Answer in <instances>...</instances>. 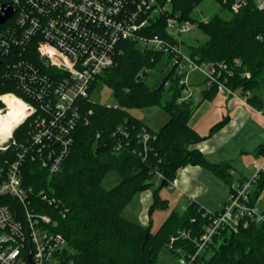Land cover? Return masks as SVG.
<instances>
[{
	"label": "trees",
	"instance_id": "1",
	"mask_svg": "<svg viewBox=\"0 0 264 264\" xmlns=\"http://www.w3.org/2000/svg\"><path fill=\"white\" fill-rule=\"evenodd\" d=\"M8 1L0 0V5ZM169 1L170 15L186 21L205 0ZM222 9L231 13L230 18L216 15L206 23H198L197 29L207 39L191 47L189 56L201 62L226 64L233 71L228 86L242 94L250 92L248 104L264 112V101L255 93L264 87V11H259L252 2L237 13L228 7ZM164 22L160 19L153 23L148 35L170 39L164 31ZM5 27L1 25L0 32ZM119 48L122 53L117 56L116 66L104 71L89 89L90 94L98 82H103L119 108L109 109L89 99L79 100L82 119L72 131L73 143L59 171L48 174L29 160L21 167L25 187L32 188L34 194L43 190L58 203L49 206L40 202L35 207L38 212L52 217L56 232L66 240L60 264H155L163 248L173 256L174 248H181L186 254L194 253V245L189 240L178 239L173 248L169 247V241L181 231L189 233L191 238L201 236L210 215L204 216L205 210L198 203L191 202L184 210L173 211L155 232L151 231V224L143 226L123 217V210L138 193L151 188L157 174L162 177L160 186L168 187L177 171L187 166L207 168L229 185L232 183L227 163L211 164L195 148L209 136L201 137L190 127L193 101L179 102L182 89L174 70L171 68L154 89L147 86L148 75L167 56L141 50L129 42H121ZM1 60L3 64L6 62ZM236 60L241 63L239 67L234 66ZM144 69L146 72L139 76ZM245 72L248 78L242 77ZM0 75V96L11 93L23 98L15 79ZM214 93L215 89L201 91L203 99ZM151 106H160L169 115L168 121L155 132L130 113L132 109ZM4 107L0 102V109ZM227 121L215 124L211 133ZM119 127L130 133V137L124 138L118 133ZM29 130L26 122L13 131V138L25 144ZM143 130L152 136L146 143V152L139 138ZM118 145L121 147L117 150ZM258 154L264 156V145L259 147ZM13 158L11 150L0 152V170ZM110 172L117 173L120 181L115 187L104 189L103 180ZM258 186L264 188V173L260 175ZM166 204L154 191L149 213ZM217 240L220 243L213 254L208 259L200 255L198 263L264 264L263 225L251 224L237 233L225 230L214 237L213 243Z\"/></svg>",
	"mask_w": 264,
	"mask_h": 264
},
{
	"label": "built area",
	"instance_id": "2",
	"mask_svg": "<svg viewBox=\"0 0 264 264\" xmlns=\"http://www.w3.org/2000/svg\"><path fill=\"white\" fill-rule=\"evenodd\" d=\"M216 1L233 13L249 2L264 11V0ZM7 4L13 15L0 32V73L18 82L23 98L9 93L1 95L0 102L6 106L3 98L12 97L24 106V114L5 139L0 136V152L11 150L14 155L0 170V264H60L66 240L56 232L52 217L35 207L40 202L49 206L58 203L43 190L34 194L32 188L25 187L21 167L29 160L48 174L59 171L73 143L72 131L82 119L78 102L88 99L90 86L104 71L116 66L117 56L122 53L121 42L167 56L182 89L179 102L193 97L190 74L197 72L205 90L227 93L228 98L249 106L264 120V112L248 104L250 92L242 94L228 86L233 71L226 64L201 62L183 53L181 37L197 29L198 23L208 21L194 17L197 8L191 19L181 21L170 15L169 0H9ZM160 19L165 20L164 31L170 39L148 35L153 23ZM1 59L6 62L3 64ZM240 64L239 60L234 62L235 67ZM144 72L145 69L139 76ZM242 77L248 78L249 74L245 72ZM2 111L0 116H4ZM26 122L29 138L25 144L18 143L13 131ZM117 132L130 137L120 127ZM139 138L146 152V143L152 136L143 130ZM251 169V177L231 185L220 211L205 210L203 215L209 214L210 222L199 238L181 231L170 239V248L178 239L194 245L195 252L189 254L174 248L178 264H198L199 256L220 232L237 233L251 224L264 226V188L258 186L264 173V156Z\"/></svg>",
	"mask_w": 264,
	"mask_h": 264
},
{
	"label": "rangeland",
	"instance_id": "3",
	"mask_svg": "<svg viewBox=\"0 0 264 264\" xmlns=\"http://www.w3.org/2000/svg\"><path fill=\"white\" fill-rule=\"evenodd\" d=\"M216 15L224 19H229L231 13L227 10L222 9L220 4L216 0L203 1L197 6V9L194 12V17L197 20H209ZM206 39L207 37L202 32L194 28L189 33L181 37L183 53L189 55L191 47L203 44ZM171 65L172 64L168 61L167 57L162 59L148 75L146 79L147 86L150 89H154L159 84V82L167 75V73L171 69ZM190 79L193 85V97L189 98L188 100L193 101V106L189 125L190 127L196 129L201 137H207L210 135L211 128L215 124L228 118L230 107H227V104L229 102V96L225 92H216L210 98L203 99L201 94L202 85H199V83L202 82L201 76L197 72H192L190 74ZM255 93L264 101V87L259 88L255 91ZM88 99L93 103L103 104L106 106H114L116 104L113 93L101 81L96 84L95 88L89 94ZM5 101L6 100H4V102ZM2 110V114L4 115V113L7 112V106H5ZM130 113L135 118L139 119L147 128L153 131H157L158 128L162 127L169 119L168 113L164 111L160 106H151L143 109H132L130 110ZM251 124L252 125L250 126L249 130L248 128L245 129L247 132L251 130V132H256L264 129V123L262 122L260 117L256 116L255 114L252 115ZM246 131H244L242 135L241 139H244V141L242 140L241 143L244 146L245 150H247L248 152L241 154V151H239L240 145L235 142H231L229 144V147L231 148L229 149L228 159L231 161L234 167H237V169L239 170V175H244L249 178L253 175L251 165L255 162H261V157L253 154L252 152L257 145V141L260 140V137H255L254 134L252 138L249 137L248 139H251L250 141L253 142L250 143V141L245 140V135L248 134ZM119 181L120 178L118 177L117 173L110 172L104 178L102 187L104 189H111L115 187L119 183ZM220 182H222L226 187L227 184H225L223 181ZM152 183L153 185L150 188V192L153 194L154 191H157L158 197L161 200L166 201L167 203V205H164L162 208L156 207L149 213L152 221L151 231L155 232L173 211H181V204L179 197L180 195L174 187L160 186V183H158L156 177L152 179ZM214 205H217L216 207H218L214 208V210L218 211L221 206L220 201L215 202ZM141 212L142 205L138 202V197L135 196L123 210L122 216L131 221L139 223V214ZM219 243L220 240H217L216 242L211 244V247L204 253L207 259L213 254V249L216 248ZM166 260L172 261L174 259L171 257L170 251L166 248H163L158 253L155 264L163 263Z\"/></svg>",
	"mask_w": 264,
	"mask_h": 264
},
{
	"label": "crops",
	"instance_id": "4",
	"mask_svg": "<svg viewBox=\"0 0 264 264\" xmlns=\"http://www.w3.org/2000/svg\"><path fill=\"white\" fill-rule=\"evenodd\" d=\"M202 85V82L199 83ZM202 90H205L202 85ZM201 90V91H202ZM229 99L228 106L229 108V116L227 118V123L221 127L219 130L211 133L207 139L202 141L201 143L197 144L195 148L199 150L207 162L211 164H222L227 163L230 166L229 173L231 175V185L237 181L238 179L247 178L244 175H239V170L237 167H234L231 161L228 159L229 155V144L231 142H235L240 145L239 151L241 154L247 153L248 151L245 150L244 146L242 145V135L245 129L250 128L252 115L255 114L258 116L249 106H246L236 100ZM260 117V116H258ZM262 122L264 120L260 117ZM247 126V127H246ZM161 127L158 128V130ZM194 129V128H193ZM157 130V131H158ZM196 132L197 130L194 129ZM153 131V130H152ZM252 131V130H251ZM246 131L248 134L245 135V140H248L249 137L255 134V137H260V140L257 141V145L255 146L254 150L252 151L253 154L263 158V155L258 154L259 147L264 145V129L261 131L251 132ZM155 132V131H154ZM198 133V132H197ZM200 135V134H199ZM201 136V135H200ZM250 143H253L250 141ZM243 148V149H242ZM229 160V161H228ZM256 163V162H255ZM158 180V183L161 185L162 179L159 175L155 176ZM223 181L226 185L220 182ZM224 185V186H223ZM231 185H229L226 181L218 177L217 175L213 174L207 168L199 167V166H187L177 171L176 177L173 181L172 186L176 189L179 193L180 197V209L184 210L191 202H196L200 205V207L206 210L209 213H217L220 211L224 203L226 202L227 195L230 192ZM229 186V187H227ZM219 189V191H218ZM138 197V202L142 205V212L139 214V224L143 226H147L152 224L149 209L152 205L153 201V194L150 192V189L138 193L136 195ZM214 197V198H213ZM220 201V209L215 211L214 208L217 205H214L215 202ZM167 205V204H166ZM219 205V204H218ZM135 222V221H134ZM205 250L201 255L207 259L204 255ZM171 254V253H170ZM171 257L174 260L165 261L160 264H178L176 261L175 256L171 254ZM204 264V263H198Z\"/></svg>",
	"mask_w": 264,
	"mask_h": 264
},
{
	"label": "bare ground",
	"instance_id": "5",
	"mask_svg": "<svg viewBox=\"0 0 264 264\" xmlns=\"http://www.w3.org/2000/svg\"><path fill=\"white\" fill-rule=\"evenodd\" d=\"M3 100H6L7 112L4 113V116H0V136L5 139L21 120L24 106L12 97H4Z\"/></svg>",
	"mask_w": 264,
	"mask_h": 264
},
{
	"label": "water",
	"instance_id": "6",
	"mask_svg": "<svg viewBox=\"0 0 264 264\" xmlns=\"http://www.w3.org/2000/svg\"><path fill=\"white\" fill-rule=\"evenodd\" d=\"M13 15V9L10 4L0 5V26L6 23ZM1 64V61H0Z\"/></svg>",
	"mask_w": 264,
	"mask_h": 264
}]
</instances>
